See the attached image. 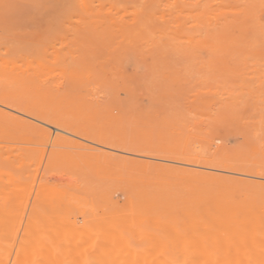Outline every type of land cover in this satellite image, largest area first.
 I'll return each instance as SVG.
<instances>
[{"label":"rangeland","instance_id":"obj_1","mask_svg":"<svg viewBox=\"0 0 264 264\" xmlns=\"http://www.w3.org/2000/svg\"><path fill=\"white\" fill-rule=\"evenodd\" d=\"M0 189L9 264L32 213L144 249L166 202L264 207V0H0Z\"/></svg>","mask_w":264,"mask_h":264},{"label":"bare ground","instance_id":"obj_2","mask_svg":"<svg viewBox=\"0 0 264 264\" xmlns=\"http://www.w3.org/2000/svg\"><path fill=\"white\" fill-rule=\"evenodd\" d=\"M1 192L0 189V194ZM193 200L194 207L186 210L183 220L178 218L177 213L169 211L173 209L168 202L162 204L163 216L156 224L158 231L147 234L148 244L144 249L134 247L123 232L115 229H107L104 236L100 232L105 237L101 239V235H95L86 227H78L75 223L63 226L62 219L61 225L42 212L32 213L26 226L24 225L21 241L16 244L20 245L19 248L16 249L15 246V251L18 250L16 256L13 253L10 255L11 258L15 257V260L12 259L14 264H264V207L250 200L237 203L232 194L208 195ZM168 212L169 215H164ZM1 214L3 216L5 213H1L0 209V227L5 219ZM133 216L134 212L129 215L130 218ZM9 218L7 215L5 221L11 219ZM10 221L14 223L13 219ZM16 221L18 227L13 226L12 229L19 228L20 222L18 219ZM7 225V221L3 222L4 228L1 227L0 230L6 232ZM15 230H8L6 233H16ZM9 231L11 232L8 233ZM3 232L0 233V264H9L8 261L4 262L3 256H9L17 234L14 233L13 236L11 233L13 239L11 234ZM5 237L13 242L11 247L9 245L12 243L8 245Z\"/></svg>","mask_w":264,"mask_h":264}]
</instances>
